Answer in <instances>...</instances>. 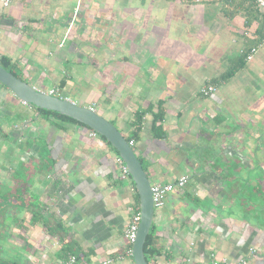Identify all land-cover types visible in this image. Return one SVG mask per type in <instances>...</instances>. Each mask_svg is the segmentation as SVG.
<instances>
[{
	"label": "crops",
	"instance_id": "1",
	"mask_svg": "<svg viewBox=\"0 0 264 264\" xmlns=\"http://www.w3.org/2000/svg\"><path fill=\"white\" fill-rule=\"evenodd\" d=\"M56 1L9 0L6 7L0 2V56L34 87L57 88L93 106L124 137L134 131L135 113L154 105L142 116L133 147L150 183L190 177L182 192L168 194L165 206L154 212L159 263L188 257L191 264H206L213 254L233 259L247 243L262 242L264 228L258 231L250 212H243L238 184L228 175L256 167L225 159L229 141L232 155H247L238 149L240 138L245 140L237 127L241 120L251 137L264 124V103L257 110L236 104L246 94L264 93V86L246 85L248 79L255 83L254 76L264 81L261 11L243 0ZM77 2L68 34L63 21H71ZM252 47L251 58L230 79L213 83ZM206 84L218 88L212 98L199 94ZM158 102L165 113L156 123L163 138L151 127ZM34 120L47 129L32 143L36 152L46 144L48 167L32 171L31 210L39 221L27 232L17 230L12 239L19 250L36 264H60L69 252L86 264L107 259L134 264L121 258L127 247L123 232L133 210H140L133 205L132 179L120 177L117 152L77 124L60 123V129L55 122ZM217 205H223V215L216 213ZM26 212L20 208V214Z\"/></svg>",
	"mask_w": 264,
	"mask_h": 264
},
{
	"label": "flooded vegetation",
	"instance_id": "2",
	"mask_svg": "<svg viewBox=\"0 0 264 264\" xmlns=\"http://www.w3.org/2000/svg\"><path fill=\"white\" fill-rule=\"evenodd\" d=\"M75 5L76 8L73 9L72 11L73 18L71 21L73 23L75 22L77 13L79 11L78 6L79 5L81 6V4L80 2H77L74 3V6ZM73 23H70L67 29L68 34L73 29L71 28L73 26ZM65 40H66V36L62 39L60 46H62ZM14 76H16L21 80H24L21 76L17 74ZM36 89L51 96L67 98L61 92H59L57 88H50V89L36 88ZM217 89L218 88L216 87L215 92L209 94L208 96L201 95L200 91L199 94L204 98H212L214 95H216ZM85 107L96 112L93 106H85ZM36 117L40 118L41 120L47 123H51V121L55 122V126L60 125V123H63L57 119H54L52 116H48V115L44 116L40 114L37 108L34 106L25 105L19 102V100L16 97H14V95L6 87L0 84V142H1L0 144V264H36L34 259L29 258L27 256L28 254L23 255L21 250H19L18 248V246L21 244L18 241L14 242L13 240L16 239L18 231H20L19 233L27 232L30 226L37 225L39 221L38 220L39 218L36 216V211L34 210L35 211L34 212L33 210H31L32 207L35 208V205H34V198L32 196V193L30 192L29 183H30L32 171H34L36 167L41 166L44 169H47L48 162L46 161V159L48 158L47 157L48 150L46 148V144L40 143V149L38 153L36 152V146L33 145L34 143H32V141L34 142L35 140V134L40 133L43 136L47 133L46 128H42L40 126L35 125L34 119ZM8 119L17 120L16 123L14 122L15 125L12 128L7 127L6 125L7 124L6 121ZM241 122L244 124H242ZM240 123L241 124L238 125L237 127L239 128V130L245 131L242 134H240L245 140L241 141L240 138V140L238 141V145H239L238 149L242 151L244 150L245 154L247 153V155L244 156L240 152L239 154L236 153L232 155L233 151H229V150H233L234 141H229L227 142L229 146H228V153L226 152L227 155L225 156V159L230 160L229 161L230 165L239 164L240 166H243L244 164H246V166L250 165V166H255L256 168L255 170L253 169L248 170L246 167L243 168L241 172L238 173L230 172L228 175L229 178H235V181L238 184V189H239L238 192L240 191V198H241L240 200L244 205L243 212L244 211L250 212L248 217L252 219V223L255 226H258L257 230L261 231L262 228H264V131L261 129V127H263L264 124H262L261 126L260 125L257 126L258 133L252 135L251 137L250 135L246 134V130L249 127L247 125V121L241 120ZM65 124H72V123H65ZM82 127L85 128L84 125ZM62 128L63 126L61 125L60 129ZM87 130H89L92 135L95 136L97 135L92 130L90 129ZM130 141H133V144L131 145V147L133 148L135 144V140L131 139ZM3 152H5V154H3ZM138 159L142 164L141 159L139 157ZM142 167L145 170L143 164ZM19 170H21L22 174L25 175L24 180H21L22 177L18 176ZM120 177H121V173H120ZM179 178H184V183L182 186L175 185L176 180H178ZM179 178L170 182L174 185V187L168 194L174 192H182L185 186L189 183L190 177L188 174L182 175ZM127 179H131L130 175L127 177ZM167 195L164 198L163 205L159 208H154V211L157 209H161L165 206ZM136 196L138 197V194L137 191L135 190L133 196V205L135 209L137 208L138 210L139 197L137 203ZM222 206L223 205L215 206L216 213L219 215H223ZM20 208L27 210L26 215L20 214ZM230 210L232 211V209ZM21 212H24V210ZM133 214H134V210L132 215ZM130 220L128 221V224L130 223ZM246 222L248 221L246 220ZM43 225L46 228L48 227L45 223ZM149 232H152V224ZM124 233L125 231L123 232V238L125 239ZM9 240H11V242H9ZM125 242L127 244V247L124 249L121 258L132 259V254L131 256L125 255L126 250L129 248L126 239ZM152 247L158 252L148 257H146L144 254L145 260L149 264H160L158 259L162 256L163 253L160 252V250L156 249L153 243H152ZM239 251H240L239 256L237 258L234 257L233 259L221 258L218 257L216 254H213L210 257L211 260L206 264H264V240L254 245L247 243L243 248V250H239ZM25 256L27 257L24 258ZM71 256L75 257L78 264H86V262L81 261V259L78 256L70 252L66 254L64 258L63 257L59 258L60 264H68V259ZM165 257L167 256L165 255ZM110 263H111V259H107L101 262V264H110ZM175 264H191V262H189L188 257H184L181 259H177Z\"/></svg>",
	"mask_w": 264,
	"mask_h": 264
},
{
	"label": "water",
	"instance_id": "3",
	"mask_svg": "<svg viewBox=\"0 0 264 264\" xmlns=\"http://www.w3.org/2000/svg\"><path fill=\"white\" fill-rule=\"evenodd\" d=\"M63 23L66 25L65 31H67L70 23L73 22L65 23L63 21ZM0 84L6 87L19 102L25 105L59 113L84 125L85 128L104 137L106 142L117 152L118 157L127 168L135 184L139 197L141 219L135 242L132 245V261L134 264H149L144 257L143 245L150 231L155 212L152 203L151 184L137 154L128 144L123 134L100 114L65 97L51 96L39 91L30 83L17 78L1 66Z\"/></svg>",
	"mask_w": 264,
	"mask_h": 264
},
{
	"label": "trees",
	"instance_id": "4",
	"mask_svg": "<svg viewBox=\"0 0 264 264\" xmlns=\"http://www.w3.org/2000/svg\"><path fill=\"white\" fill-rule=\"evenodd\" d=\"M243 1L248 2L250 7H252V8L257 7L255 0H243ZM260 18H261V20L264 19V14L262 12H261ZM245 24H247V22H245ZM261 27H262V29L259 31L260 35H259L258 41L264 39V21L263 22L261 21ZM253 49H255V47L244 50L241 53V55L236 58L234 65L226 73H224L218 80H215L213 83H216L219 81L224 82V81H227L228 79H230L235 74V72L243 66V63H244V60L246 59V56ZM0 66L3 67L6 71L16 75L15 70H14V65L12 64L11 60L8 57H6V56L0 57ZM156 106H157V111L153 114V120H152L151 127H152V130L157 132L156 133L157 137L162 138L164 136V133H163L160 125L156 126V123L161 122L163 120L165 113H164V109L162 107V103L158 102L156 104ZM153 107H154V105H151L146 110L139 111V112L135 113L134 119L131 123L134 131L132 132V134L130 136L125 137L128 142L131 139H133V140L137 139V133L141 127L142 116H144L146 112L151 113ZM37 110L39 111L40 114H42L44 116H47V115L52 116L54 119H57L63 123H72V124H78L80 126H83L82 124L78 123L77 121H75V120H73L67 116H63L59 113L47 111V110H41L39 108H37ZM56 126L59 128L61 127L59 125H56ZM100 138L102 140L106 141L104 137L100 136ZM109 146H110V144H109ZM136 201L138 203V197L137 196H136ZM152 238H153L152 232H149L147 237H146L144 246H143V251H144V254L146 257L158 252L157 250L153 249V247H152V243H153Z\"/></svg>",
	"mask_w": 264,
	"mask_h": 264
},
{
	"label": "built area",
	"instance_id": "5",
	"mask_svg": "<svg viewBox=\"0 0 264 264\" xmlns=\"http://www.w3.org/2000/svg\"><path fill=\"white\" fill-rule=\"evenodd\" d=\"M3 6H7L9 4V0H1ZM257 8L264 14V0H255ZM264 21V20H263ZM261 43H264V39L261 40ZM255 49L251 50V52L246 56V59L249 60L251 58V53H253ZM216 90V86L212 84H206L204 85L200 93L203 96H208L211 93H214ZM133 144V141L129 142V145L131 146ZM118 163L120 165V173L121 177L123 179L127 178L129 176L127 168L124 166L120 158H118ZM184 183V178H179L176 180V186H182ZM174 185L172 183H166V184H152L151 185V193H152V203L154 208H159L163 205L165 196L173 189ZM140 212L136 211L130 220V223L128 224L124 237L126 241L128 242L129 248L126 250L125 255L131 256L132 254V245L135 242L137 230L140 223ZM68 264H78L75 257L71 256L68 259Z\"/></svg>",
	"mask_w": 264,
	"mask_h": 264
},
{
	"label": "rangeland",
	"instance_id": "6",
	"mask_svg": "<svg viewBox=\"0 0 264 264\" xmlns=\"http://www.w3.org/2000/svg\"><path fill=\"white\" fill-rule=\"evenodd\" d=\"M1 2V1H0ZM49 2H53L52 0H49ZM57 2V1H56ZM55 2H53V4H54ZM2 4V3H1ZM60 4V3H59ZM11 6V5H10ZM8 8H5V10H7ZM254 78V80H255V83H252V81H250L249 79L246 81V85H248V86H254V84H256V85H260V86H264V81L263 80H261L260 82H259V80L258 81H256V78L258 79L259 77H257V76H254L253 77ZM24 79V81H26V82H29L30 80H28V79H26V78H23ZM258 84H257V83ZM260 96H262V97H264V93H254V94H252V93H249V94H246L245 95V99H243V100H240V101H236V104H237V106H239V107H246V109L247 110H249L248 108L249 107H253L255 110H257L258 109V106H259V104L260 103H264L263 102V100L264 99H262V101L261 100H258L257 98H259ZM71 97H73V99L74 98H77V96H76V94H72L71 95ZM236 104L234 103V106L236 107ZM248 105V106H247ZM232 114H234V113H232ZM230 118L232 119L233 118V116H230ZM14 122L16 123L17 122V120H10V119H8L7 121H6V125H7V127H9V128H12L15 124H14ZM261 129L264 131V126L263 127H261ZM40 131V130H39ZM0 144H1V142H0ZM20 168V167H19ZM18 176H21L22 178H21V180H24L25 179V175L24 174H22V171L21 170H19V172H18Z\"/></svg>",
	"mask_w": 264,
	"mask_h": 264
}]
</instances>
